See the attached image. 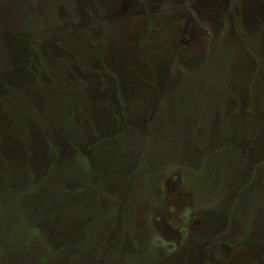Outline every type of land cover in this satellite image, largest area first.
Masks as SVG:
<instances>
[{"label":"rangeland","instance_id":"1","mask_svg":"<svg viewBox=\"0 0 264 264\" xmlns=\"http://www.w3.org/2000/svg\"><path fill=\"white\" fill-rule=\"evenodd\" d=\"M0 264H264V0H0Z\"/></svg>","mask_w":264,"mask_h":264}]
</instances>
